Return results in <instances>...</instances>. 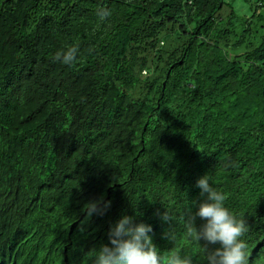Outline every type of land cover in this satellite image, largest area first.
<instances>
[{
    "label": "trees",
    "instance_id": "16d2710c",
    "mask_svg": "<svg viewBox=\"0 0 264 264\" xmlns=\"http://www.w3.org/2000/svg\"><path fill=\"white\" fill-rule=\"evenodd\" d=\"M223 8L0 0V264H95L123 215L151 225L161 257L207 264L185 229L205 175L247 225L248 264H264V35L249 25L230 46L253 48L221 55L209 41ZM70 46L71 67L55 60ZM101 196L110 210L88 218Z\"/></svg>",
    "mask_w": 264,
    "mask_h": 264
},
{
    "label": "clouds",
    "instance_id": "9594fccd",
    "mask_svg": "<svg viewBox=\"0 0 264 264\" xmlns=\"http://www.w3.org/2000/svg\"><path fill=\"white\" fill-rule=\"evenodd\" d=\"M96 15L100 21H104L111 12L102 8ZM78 54V46H70L66 50L57 51L55 60L71 67L78 62ZM196 187L205 199L199 203L196 211L191 208L187 210L186 235L197 242H205L207 264H248L247 244L241 239L248 230L245 221L236 219L224 206L225 194L210 185L207 175L197 180ZM110 208L111 201L101 196L86 203V216L103 217ZM156 215L170 229L173 217L167 211H157ZM197 219L203 221L199 227ZM80 230L83 231V227ZM152 231L151 225L137 223L134 216L123 215L110 226L107 243L100 246L95 264H193L191 256H181L175 251L161 257L149 235ZM163 238L175 240L176 237L171 231H166Z\"/></svg>",
    "mask_w": 264,
    "mask_h": 264
},
{
    "label": "rangeland",
    "instance_id": "374dc122",
    "mask_svg": "<svg viewBox=\"0 0 264 264\" xmlns=\"http://www.w3.org/2000/svg\"><path fill=\"white\" fill-rule=\"evenodd\" d=\"M224 8L219 12L217 31L209 41L216 44V51L221 55H228L235 59L239 53L253 48L254 40L245 41L239 48L235 49L231 44L242 39V31L251 25L252 32H259L260 37L264 35V0H223ZM223 28L231 31V33L222 32ZM222 35V39L218 40V35Z\"/></svg>",
    "mask_w": 264,
    "mask_h": 264
}]
</instances>
